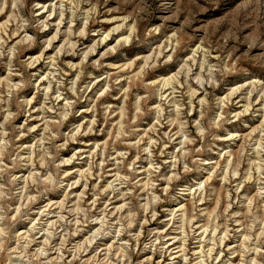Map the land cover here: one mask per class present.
<instances>
[{
  "label": "rangeland",
  "instance_id": "obj_1",
  "mask_svg": "<svg viewBox=\"0 0 264 264\" xmlns=\"http://www.w3.org/2000/svg\"><path fill=\"white\" fill-rule=\"evenodd\" d=\"M108 263L264 264V0H0V264Z\"/></svg>",
  "mask_w": 264,
  "mask_h": 264
},
{
  "label": "bare ground",
  "instance_id": "obj_2",
  "mask_svg": "<svg viewBox=\"0 0 264 264\" xmlns=\"http://www.w3.org/2000/svg\"><path fill=\"white\" fill-rule=\"evenodd\" d=\"M72 48H74V45L72 46ZM210 70V69H209ZM188 73V72H187ZM186 73V74H187ZM169 84V83H168ZM171 87V86H170ZM233 93V92H232ZM230 94V93H229ZM122 112V111H121ZM122 118V117H121ZM119 130V129H118ZM118 132V131H117ZM186 140V139H185ZM182 156V155H181ZM151 168V167H150ZM65 204V203H64ZM150 205V204H149ZM122 207V206H121ZM59 218V217H58ZM57 219V218H56ZM52 223V222H51ZM226 231V230H225ZM53 236V235H52ZM214 238V237H213ZM33 240V239H32ZM222 240V239H221ZM246 240V239H245ZM30 243V242H29ZM175 244V242H173V243H169V245H168V247L167 248H169L170 246H172L173 247V245ZM211 249V248H210ZM176 252V251H175ZM182 252H184V251H182ZM200 262V261H199ZM109 264V263H108Z\"/></svg>",
  "mask_w": 264,
  "mask_h": 264
}]
</instances>
